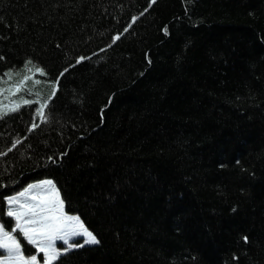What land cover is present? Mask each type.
<instances>
[{
    "label": "trees",
    "instance_id": "16d2710c",
    "mask_svg": "<svg viewBox=\"0 0 264 264\" xmlns=\"http://www.w3.org/2000/svg\"><path fill=\"white\" fill-rule=\"evenodd\" d=\"M149 3L0 0V217L52 178L101 241L53 264H264V0Z\"/></svg>",
    "mask_w": 264,
    "mask_h": 264
},
{
    "label": "snow or ice",
    "instance_id": "6c2138e0",
    "mask_svg": "<svg viewBox=\"0 0 264 264\" xmlns=\"http://www.w3.org/2000/svg\"><path fill=\"white\" fill-rule=\"evenodd\" d=\"M188 0H185L187 4ZM156 3V0H150L148 8L144 9L147 12ZM140 15H143L141 13ZM0 19H4L0 17ZM137 16H133L132 20L135 21ZM131 24L124 29V32H117L112 37V42L115 43L125 32ZM164 32H168V26L164 25ZM59 46V45H58ZM111 47L106 44L105 48ZM102 51V49H101ZM0 58H4L0 54ZM90 59L81 54L75 58L76 63H80ZM148 62L151 63V57L148 56ZM32 58L29 57L25 61V66L32 64ZM74 67L73 64H69L67 67L58 74L54 80L47 81L51 85V92L46 99L40 102L39 107L36 108V115L40 120L47 122L49 120V114L45 111L49 101H52L53 97L57 95V91L60 87V78ZM35 72L45 73L43 67H36ZM8 73L12 72V69L7 70ZM46 74V73H45ZM35 77H33L34 79ZM3 79V77H0ZM29 79L28 75H24L19 83L14 85L16 91L20 90V87L24 85V81ZM2 91V89H0ZM113 96L108 97V102L100 109V122L103 123L105 119V109L112 102ZM23 103L30 104L31 101L24 100ZM9 111H13L19 108V104L14 106H4ZM5 113L0 111V118H3ZM38 126L35 122L31 123V126L27 131L31 132ZM75 127V125H73ZM21 138H17L12 145L13 148L20 143ZM4 155V153H0ZM68 153L62 151L56 155H50L47 160L53 164L61 165ZM239 163V162H237ZM223 166V165H221ZM31 196V199L26 197ZM7 201V215L8 217H14L15 223L12 225L11 220L5 222L0 220V249L6 251V255H0V264H41V258L32 249L33 254L29 256L24 255V245L21 243V238H18L15 230H19L22 234V238L26 239L28 244L34 245L35 250L43 253V264H53V262L60 261L62 258H66L67 254H70L74 249L84 248L85 245H99L101 243L97 234L91 230L81 219L79 214H70L65 211V199L61 196V189L57 186L56 181L52 178H46L38 180L33 183H29L26 188H23L20 192L4 197ZM235 211V209H233ZM6 223L11 225V230L6 227ZM179 230V228L177 229ZM73 237H79L81 242H72ZM57 239L63 240L64 246L57 247ZM240 239L244 242L245 246L251 243L250 236L243 234Z\"/></svg>",
    "mask_w": 264,
    "mask_h": 264
},
{
    "label": "rangeland",
    "instance_id": "374dc122",
    "mask_svg": "<svg viewBox=\"0 0 264 264\" xmlns=\"http://www.w3.org/2000/svg\"><path fill=\"white\" fill-rule=\"evenodd\" d=\"M15 104H18V101L17 102H14L13 100H10V102H8V103H5V102H3L2 103V105L0 106V109H5V110H8V108L7 107H4V106H9V105H12V106H14ZM31 183H33V182H31ZM27 187V186H26ZM25 187V188H26ZM20 192V191H19ZM15 194V193H14ZM13 195V194H12ZM27 199H31V196L29 195L28 197H26ZM66 211V210H65ZM67 212V211H66ZM70 214H75V213H70ZM10 220H11V223H12V225H14V223H15V218L14 217H8ZM0 220H2L1 219V217H0ZM6 227H7V225H6ZM14 234H17L18 235V238H19V236L21 237L22 236V234L19 232V230L17 229L16 230V233H14ZM22 238V237H21ZM80 238L79 237H73L72 238V242H75V241H77V240H79ZM25 241H26V239H25ZM27 242V241H26ZM21 243H22V245H24L23 244V242L21 241ZM64 241L63 240H60V239H57V241H56V245H57V247H61L62 245L64 246ZM33 249H35V246L34 245H30ZM29 247V246H28ZM25 248V247H24ZM36 251V254L38 255V258H41V264H43V261H42V257H43V253H40V252H38V250H35ZM31 254H33V253H31ZM31 254H28V255H25V251H24V255L25 256H29V255H31ZM0 255H6V251L4 250V249H0Z\"/></svg>",
    "mask_w": 264,
    "mask_h": 264
},
{
    "label": "bare ground",
    "instance_id": "6f19581e",
    "mask_svg": "<svg viewBox=\"0 0 264 264\" xmlns=\"http://www.w3.org/2000/svg\"><path fill=\"white\" fill-rule=\"evenodd\" d=\"M21 76V75H20Z\"/></svg>",
    "mask_w": 264,
    "mask_h": 264
}]
</instances>
